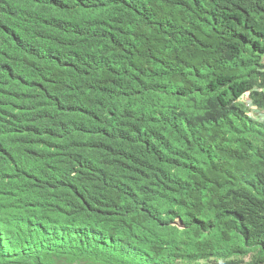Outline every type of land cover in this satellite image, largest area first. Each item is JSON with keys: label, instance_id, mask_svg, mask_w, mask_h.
Returning <instances> with one entry per match:
<instances>
[{"label": "trees", "instance_id": "16d2710c", "mask_svg": "<svg viewBox=\"0 0 264 264\" xmlns=\"http://www.w3.org/2000/svg\"><path fill=\"white\" fill-rule=\"evenodd\" d=\"M264 0H0V264H264Z\"/></svg>", "mask_w": 264, "mask_h": 264}, {"label": "built area", "instance_id": "2783aa9c", "mask_svg": "<svg viewBox=\"0 0 264 264\" xmlns=\"http://www.w3.org/2000/svg\"><path fill=\"white\" fill-rule=\"evenodd\" d=\"M240 100L245 105L247 115L252 119L264 124V114L260 109H258L255 105L251 103V101L248 99L247 93L243 94L240 97Z\"/></svg>", "mask_w": 264, "mask_h": 264}]
</instances>
